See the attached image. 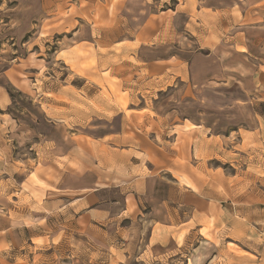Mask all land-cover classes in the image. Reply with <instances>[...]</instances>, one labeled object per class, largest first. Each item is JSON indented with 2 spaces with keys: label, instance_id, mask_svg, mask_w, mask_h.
Wrapping results in <instances>:
<instances>
[{
  "label": "rangeland",
  "instance_id": "obj_1",
  "mask_svg": "<svg viewBox=\"0 0 264 264\" xmlns=\"http://www.w3.org/2000/svg\"><path fill=\"white\" fill-rule=\"evenodd\" d=\"M198 2L216 12L213 21L187 0H0V264H264V145L240 157L233 137L215 162L224 175L201 192L217 210L202 205L198 217L169 204L176 221L190 217L180 229L155 223L169 176L156 178L154 200L139 193V206L127 200L130 214L122 213L127 189L144 188L127 181L126 168L148 159L163 167L172 130L174 146L184 136L177 123L229 135L257 127L264 110V73L246 82L241 74L257 67L264 32L248 27L244 4ZM229 6V18L219 13ZM135 32L125 51L139 58L115 56V41ZM251 41L253 56L244 57L237 49ZM210 51L234 64L228 77L200 87L188 74L178 79L177 54L188 73L191 55ZM160 58L173 79L158 90L148 80L162 79ZM148 59L153 74L143 69ZM123 135L151 148L104 141ZM186 152L177 157L183 168Z\"/></svg>",
  "mask_w": 264,
  "mask_h": 264
},
{
  "label": "crops",
  "instance_id": "obj_2",
  "mask_svg": "<svg viewBox=\"0 0 264 264\" xmlns=\"http://www.w3.org/2000/svg\"><path fill=\"white\" fill-rule=\"evenodd\" d=\"M235 3H238L239 6L241 4H244L245 6V13H246V18L249 20H252L255 24H249L248 27H252L250 29H256L257 32H264V0H232ZM187 5H188V10H195L197 13L195 16L197 18H200L202 21H213L214 18L217 16L216 12L212 8H209L207 5H202L199 4L198 0H187ZM243 7V6H241ZM226 11H228L230 17V11H231V6L229 8L224 7L222 11L220 10L219 13L222 12V15H225ZM224 13V14H223ZM248 13V15H247ZM145 23V22H144ZM147 23L144 25V29L146 30ZM254 27V28H253ZM137 35L139 32H135L133 34L132 38L129 39H120L115 42L120 44L121 51L119 53H116L115 56H120L122 59H126L130 56L132 57H138L139 54L137 51H133L132 53H127L129 50L125 51L126 43H131L134 42V46H136V41ZM106 42V40H104ZM114 42V43H115ZM256 49L257 53H254L258 58V65L250 71L249 66L243 71L242 76L246 82V76L250 75L252 76L253 74L255 75V78H259L260 80L263 77L264 73V37L256 41ZM108 43V42H106ZM128 45L127 47H129ZM251 44L245 43L243 46H240V49H237L239 52H244L246 54H242L244 57L245 55L250 54L253 56V53H251L252 49ZM108 46H105L104 52L107 55H110L111 53L109 50H107ZM110 47V46H109ZM250 47V48H249ZM251 51H250V50ZM238 53V52H237ZM240 54V53H239ZM112 57V56H110ZM114 57V56H113ZM177 59L181 62L180 64L176 65L174 67L175 69L179 70L177 73V77L180 80L185 81V76L188 74L189 75V80L192 81L191 86H204L207 84V82L211 80H218L221 77H228L230 73V70L233 69V63L232 65L230 62L227 61V59L223 56L220 55H215L213 51H210L206 54H201V53H194L190 57L189 61V70L188 73L186 71V68L182 65L183 61L185 60V55L182 54H177ZM255 57V56H254ZM248 58V56H247ZM161 59V64L157 65L159 66V77L162 79L157 80V76L153 75V78H150L148 82L154 87L160 89L159 86L164 84L166 80L169 79L170 76L167 71L171 70V66H168L164 62L169 61V58H160ZM243 61V59H241ZM248 59H246L247 61ZM140 62H144L143 59H141ZM153 62H155L153 59H148L144 63V70L146 71V74L154 72V65ZM248 62V61H247ZM248 64V63H247ZM231 65V66H230ZM230 66V67H228ZM111 68L114 69L113 66ZM188 83V80H187ZM264 94V92L261 93V95ZM264 96V95H262ZM259 98V97H258ZM264 100V97L260 98ZM255 122L257 124V127H252L249 126L247 129H237L234 131V134H229V135H218L213 132H211V129L203 124H194L193 128L188 129L186 128V124L184 123L185 121H182L180 123H177L176 125L181 127V131L184 133V136L180 138L181 140L178 142V145L176 143V138L178 135L176 134V130H172L171 140L168 141L169 143V158H165L164 156L159 157L162 159V162L164 163L163 167L160 166V164H155L152 160H144L143 166L142 163H139L136 168L129 167L126 168L128 173L126 179L127 181H131V184H137V185H142L144 188L142 191L138 188L134 189H127L126 194V204L125 208H123L122 213L129 215L130 213L127 211L128 210V205H127V200L131 201V205L133 206H139V193H143L142 196L145 195V198L147 201L154 200L155 196L151 195L153 190H154V183L156 178L169 176V179H167L168 188L166 191V194L163 196L164 198H156L155 206H153L154 209L157 210L159 209V216H156L155 223L158 224L160 227L166 226H173L176 229L181 228L179 225L184 224L187 225L191 220H189L190 217H188L186 220L181 221L179 220L176 221L175 214L169 211V204H179L187 207H191V211L193 212L194 215L196 216H201L202 217V208L204 205H208V210L214 207L215 209L217 208L216 206V201L213 200L212 198L209 197L207 201L203 200L204 196L203 193H201L203 190H206L207 187L213 186V183L215 180H219L222 175H224L225 170L223 167L217 166L216 163H220L221 157H223V153L221 152L225 145H228L231 143L233 140V137L237 138V145L238 150L241 155L240 157H244L242 154L241 150H246L247 152L249 151L248 158L252 156V151L255 150L254 146L257 145H264V110L262 113H257L255 117ZM123 120L127 121L126 117L123 116ZM122 121V120H121ZM122 132H127L125 124H123ZM175 128V127H174ZM120 135V134H119ZM117 139V140H116ZM134 138L133 141L129 142L127 138L123 135L118 136V138H114L113 136H109V138H106L104 141L109 145H116L118 143L124 144L127 146H132L135 147L134 151H138L142 149L143 147L146 148H151L150 143L146 141L145 139H142V136L140 139L136 140ZM125 141V142H124ZM124 142V143H121ZM112 144V145H110ZM112 148V147H111ZM140 148V149H138ZM159 148H161L159 146ZM153 149V148H152ZM248 149V150H247ZM189 151L191 156H189V159L191 161H188L186 158L184 161V168L182 167L183 165L177 162V157L183 153L184 155L187 156L188 158V153L186 151ZM256 152V151H254ZM161 155V154H160ZM216 162V163H215ZM149 166V168H148ZM134 169L136 171H134ZM132 171V172H131ZM134 171V172H133ZM115 179H119L117 177V174ZM179 178L182 179V185H179ZM184 180V182H183ZM208 181L206 185H204L203 181ZM125 175H122L120 182L125 183ZM126 181V182H127ZM150 184V187L147 189V185ZM153 186V187H152ZM95 190H99V188H95ZM93 189V190H94ZM203 203H202V201ZM203 205V206H202ZM165 208V209H164ZM164 209V211H162ZM217 210V209H216ZM180 221V222H179ZM179 222V223H176ZM219 225V224H216ZM190 227V226H189Z\"/></svg>",
  "mask_w": 264,
  "mask_h": 264
}]
</instances>
